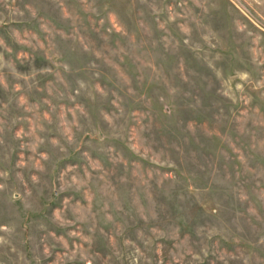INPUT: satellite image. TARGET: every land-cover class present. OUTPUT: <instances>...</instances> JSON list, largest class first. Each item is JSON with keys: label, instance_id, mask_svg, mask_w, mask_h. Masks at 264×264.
<instances>
[{"label": "rangeland", "instance_id": "obj_1", "mask_svg": "<svg viewBox=\"0 0 264 264\" xmlns=\"http://www.w3.org/2000/svg\"><path fill=\"white\" fill-rule=\"evenodd\" d=\"M0 264H264V0H0Z\"/></svg>", "mask_w": 264, "mask_h": 264}]
</instances>
